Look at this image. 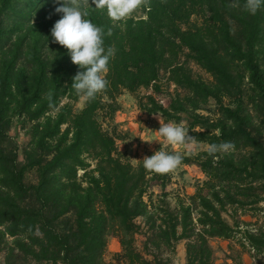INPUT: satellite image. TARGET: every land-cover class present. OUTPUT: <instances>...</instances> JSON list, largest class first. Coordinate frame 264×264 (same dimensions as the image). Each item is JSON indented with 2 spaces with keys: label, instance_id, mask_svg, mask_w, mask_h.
Listing matches in <instances>:
<instances>
[{
  "label": "trees",
  "instance_id": "obj_1",
  "mask_svg": "<svg viewBox=\"0 0 264 264\" xmlns=\"http://www.w3.org/2000/svg\"><path fill=\"white\" fill-rule=\"evenodd\" d=\"M76 2L104 30L105 47L115 50L107 88L79 112L71 86L82 69L52 43L59 5L0 0V253L6 264H106L115 231L123 248L117 264H173L180 242L187 264H213L216 239L263 254L264 226L253 228V220L264 204V8L253 16L244 0H141L143 17L113 21L93 0ZM190 64L212 80L195 76ZM144 89L149 93L142 97ZM125 92L149 116L187 121L193 144L234 145L227 153L183 155L181 165L196 167L207 180L175 207L172 172L134 166L120 151L111 124ZM212 100L215 118L204 114ZM13 130L29 140L22 161ZM139 219L148 230L143 251L136 245Z\"/></svg>",
  "mask_w": 264,
  "mask_h": 264
},
{
  "label": "rangeland",
  "instance_id": "obj_2",
  "mask_svg": "<svg viewBox=\"0 0 264 264\" xmlns=\"http://www.w3.org/2000/svg\"><path fill=\"white\" fill-rule=\"evenodd\" d=\"M142 2L138 8L127 18L143 17L144 10L142 7ZM192 67L195 76L202 77L207 81H211L212 77L204 72L201 68L195 64H190ZM166 81L165 74L163 77ZM171 94L175 92V86H171ZM149 91L141 90L139 92L140 96L148 94ZM119 104L122 109L120 113H117L114 121L111 124V129L116 127V135L118 137V145L120 151L126 156V159L134 166H138L142 163V160L145 157H150L156 151L164 150L169 152L179 153L184 156L198 155L200 152L207 151L209 146L205 144H192L191 150H187L183 147H173L164 143L163 139L156 132L159 130L161 123H165L164 119L159 117H149L144 113L137 102L136 97L132 96L128 92H125L119 98ZM85 106V103L82 100L75 105V111H81ZM218 111L216 103L212 100L211 103L206 107L205 115H209L215 118V114ZM132 124V125H131ZM109 122H105L104 126L106 129H109ZM187 132V121L179 124ZM16 130H13L11 135L16 139V143L20 146V155L21 161L23 156V149L27 146L29 140L25 136V133L21 132L18 134ZM172 185L170 187V199L169 202L175 207L177 205L178 197H190L194 195L198 188H200L204 182L207 180V177L200 172L196 167L180 165V167L172 172ZM29 180L35 181V177L30 175ZM155 200L157 198L155 197ZM262 210L255 211L257 218L253 220V223H257V226L253 228H258L264 226V204L260 206ZM252 220V219H248ZM138 223L142 225L143 231L136 236V245L139 250L143 251L145 243V234L148 231L145 226L144 220L139 219ZM112 232L108 238V246L105 253L106 264H117L119 257L123 254V248L120 242L119 233ZM12 241V240H11ZM211 246L214 249V262L213 264H264V253L256 254L255 251L249 246L245 248L240 246L238 240L233 241H224L216 239L211 241ZM173 264H187L186 260V242H180L177 244L174 254ZM0 264H6L5 252L0 253ZM36 264V263H28ZM47 264V263H43Z\"/></svg>",
  "mask_w": 264,
  "mask_h": 264
},
{
  "label": "clouds",
  "instance_id": "obj_3",
  "mask_svg": "<svg viewBox=\"0 0 264 264\" xmlns=\"http://www.w3.org/2000/svg\"><path fill=\"white\" fill-rule=\"evenodd\" d=\"M54 3L59 5L55 12L61 14V18L51 30L52 43L66 48L71 62L82 69L73 78L71 88L82 102H90L107 88L105 74L109 71L115 50L105 47L104 30L86 18L87 13L81 10L76 0H54ZM140 3L141 0H93L94 7L99 10L106 9L113 21L129 17ZM243 8L249 15L254 16L264 8V0H244ZM160 124L156 132L165 144L191 150L195 138L189 136L183 127L175 122L161 123V120ZM233 148L231 142L212 144L209 146V154L227 153ZM182 160V154L159 150L152 156L145 157L142 163L145 170L163 175L177 170Z\"/></svg>",
  "mask_w": 264,
  "mask_h": 264
},
{
  "label": "crops",
  "instance_id": "obj_4",
  "mask_svg": "<svg viewBox=\"0 0 264 264\" xmlns=\"http://www.w3.org/2000/svg\"><path fill=\"white\" fill-rule=\"evenodd\" d=\"M119 113H120V112H119ZM148 116H149V115H148ZM149 117H152V118L156 117V118H157V117H159V116H149ZM131 125H132V124H131Z\"/></svg>",
  "mask_w": 264,
  "mask_h": 264
}]
</instances>
